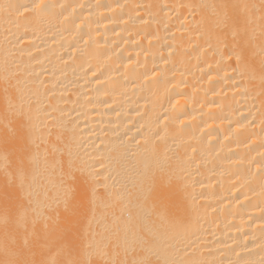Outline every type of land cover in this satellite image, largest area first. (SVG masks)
I'll return each instance as SVG.
<instances>
[{"label":"bare ground","instance_id":"1","mask_svg":"<svg viewBox=\"0 0 264 264\" xmlns=\"http://www.w3.org/2000/svg\"><path fill=\"white\" fill-rule=\"evenodd\" d=\"M0 264H264V0H0Z\"/></svg>","mask_w":264,"mask_h":264},{"label":"rangeland","instance_id":"2","mask_svg":"<svg viewBox=\"0 0 264 264\" xmlns=\"http://www.w3.org/2000/svg\"><path fill=\"white\" fill-rule=\"evenodd\" d=\"M56 230H58V229L56 228ZM56 230H55V231H56ZM56 232H57V231H56ZM56 232H54V233L56 234ZM67 232H68V231H67ZM67 232H66V234H67ZM57 233H58V232H57ZM67 235H69V234H67Z\"/></svg>","mask_w":264,"mask_h":264}]
</instances>
